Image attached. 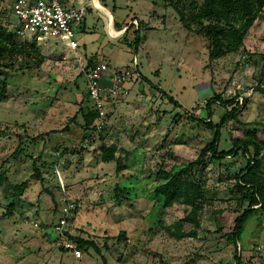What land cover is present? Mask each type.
<instances>
[{
	"label": "rangeland",
	"instance_id": "1",
	"mask_svg": "<svg viewBox=\"0 0 264 264\" xmlns=\"http://www.w3.org/2000/svg\"><path fill=\"white\" fill-rule=\"evenodd\" d=\"M150 1L155 7L147 12V2L130 0L146 20L127 19L130 28L138 23L139 43L132 28L125 39L108 41L102 20L93 31L82 22L78 60L59 43L13 33L15 18L0 0V34L34 45L43 57H0V264H235L236 252L240 264H264V193L239 241L232 239L234 219L247 207L236 186L247 158L239 151L212 160L206 148L236 101L218 150L247 135L264 142V6L237 50L213 58L201 32L210 22L200 17L203 0ZM130 9L123 6L125 14ZM134 56L140 77L107 103L105 127L84 145L91 107L84 71L99 62L121 70ZM213 94L235 100L213 102L208 118ZM102 145L116 146L114 159L101 160ZM257 158L260 169L249 182L264 179V148ZM196 159L183 177L199 183L203 196L193 205H165L156 186ZM69 202L64 230L98 249L83 246L78 260L54 231Z\"/></svg>",
	"mask_w": 264,
	"mask_h": 264
},
{
	"label": "trees",
	"instance_id": "2",
	"mask_svg": "<svg viewBox=\"0 0 264 264\" xmlns=\"http://www.w3.org/2000/svg\"><path fill=\"white\" fill-rule=\"evenodd\" d=\"M264 6V0H203V7L200 10V17L209 19L210 22L203 27L202 33L208 38L211 44L209 56L221 57L226 53L234 52L237 50L238 45L241 43L244 32H246L254 23L258 17V13ZM183 19V18H181ZM236 22L238 25L236 26ZM235 25V26H234ZM134 42L139 43L140 36L139 30L136 29ZM13 35L0 34V57H17V56H32L42 59V55L34 49V45L27 46L26 44H16L12 41ZM264 68V60H263ZM5 84H2L4 89ZM0 89V101L2 99L3 92ZM87 95V94H86ZM207 99L206 107L208 108L209 118L211 116L210 106L213 102H219L224 106L232 105L235 98L224 100L219 94L212 95ZM169 101L177 105V102L170 97ZM238 106V102L234 103L229 111H226L220 118V122L215 124V131L213 133V139L206 144L210 152V158L212 160H221L227 155H237L239 151L247 158L246 165L243 168L240 175H238L237 188L242 192L241 200L247 201V207L238 214L234 219V226L232 230V239L238 242L247 219L256 210V206H261V197L264 193V179L258 182H249L248 176L255 174L260 169V160L257 156L264 148V142L256 139L254 135H247L242 138L233 140V145L228 150H218V144L220 141V128L222 123L235 117V112ZM96 117V112L90 107L85 114V127L87 130L93 124ZM85 138V137H84ZM250 147L254 152L250 154ZM205 148V149H206ZM205 149H202L199 159L204 156ZM116 146H101V160L104 162L114 159V153ZM200 160H194L187 166L180 168L179 170L171 173L167 172L166 180L156 186L154 192L157 196H162L165 205H169L173 202H180L188 205H193L196 200L203 196V190L199 183L190 181L186 176L188 170L197 164ZM33 176L42 179L38 170L35 169ZM1 179V178H0ZM27 181L14 185L13 190L21 191L26 186ZM185 220H191L189 215L184 218ZM193 220V219H192ZM66 234L72 238L67 232ZM187 235V234H186ZM73 239V238H72ZM75 240V239H74ZM78 248L82 249L83 246H92L98 251L95 244L91 241L75 240ZM235 264H240V258L237 252L235 253Z\"/></svg>",
	"mask_w": 264,
	"mask_h": 264
},
{
	"label": "built area",
	"instance_id": "3",
	"mask_svg": "<svg viewBox=\"0 0 264 264\" xmlns=\"http://www.w3.org/2000/svg\"><path fill=\"white\" fill-rule=\"evenodd\" d=\"M3 3V8H8L15 18L11 26L13 33L38 42L59 43L80 60L77 54L76 31L85 17L83 8L67 6L64 0H3ZM83 74L88 100L96 112L94 122L87 130V137L84 138L85 145L93 134L105 127L107 103L114 102L123 91L125 82L135 81L140 77V72L137 58L134 56L131 67L119 70L110 64L99 62L85 70ZM73 206V203L69 202L62 209V217L54 225V231L59 235L62 247L78 260L81 258V249L64 230L66 217Z\"/></svg>",
	"mask_w": 264,
	"mask_h": 264
},
{
	"label": "crops",
	"instance_id": "4",
	"mask_svg": "<svg viewBox=\"0 0 264 264\" xmlns=\"http://www.w3.org/2000/svg\"><path fill=\"white\" fill-rule=\"evenodd\" d=\"M118 1L120 0H64V3L67 6L80 7L85 10V17H84V20L82 21L83 22L82 27L84 31L95 30L98 21L102 20L103 30H105V33H103L104 35H102L103 38H107L108 41H116L120 37L121 39L122 38L125 39L129 31L131 30V28L134 29V31L136 29L139 30L140 27L138 23L136 26L130 28L129 22H128L130 20L127 21V19H129L131 16H136L138 18L136 20L146 21L142 17L144 16L142 13H138L132 10V7L130 6V0H125V1L121 0V5H117ZM137 1L147 2L146 5L143 7L145 9V7L147 6L146 8L147 12L152 11V7L153 8L155 7V5L150 0L149 2L147 0H136V2ZM123 6L125 8L126 7L131 8L129 10L130 12L125 14L123 12ZM105 11H107L108 14L105 13ZM139 12H141V10ZM152 14L153 13L149 14V16ZM146 19H149V21H152V17H149ZM147 24L148 26L150 25V23L148 22ZM127 25L129 26V28ZM112 31L114 32L116 31L117 34H113ZM76 35H78L77 32H76ZM102 36H100V38H102ZM97 42L100 44V46L102 45V42L100 41H97Z\"/></svg>",
	"mask_w": 264,
	"mask_h": 264
},
{
	"label": "bare ground",
	"instance_id": "5",
	"mask_svg": "<svg viewBox=\"0 0 264 264\" xmlns=\"http://www.w3.org/2000/svg\"><path fill=\"white\" fill-rule=\"evenodd\" d=\"M101 9V8H100ZM105 13H107V12H105ZM108 14V13H107ZM110 17V16H109ZM113 32V34H117V32L115 33L114 31H112Z\"/></svg>",
	"mask_w": 264,
	"mask_h": 264
}]
</instances>
